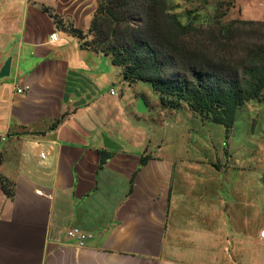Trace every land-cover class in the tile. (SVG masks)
Instances as JSON below:
<instances>
[{
    "label": "crops",
    "instance_id": "crops-1",
    "mask_svg": "<svg viewBox=\"0 0 264 264\" xmlns=\"http://www.w3.org/2000/svg\"><path fill=\"white\" fill-rule=\"evenodd\" d=\"M236 1L264 21L263 0ZM96 10L0 0V264H264V227L239 219L217 163L158 145L142 82L85 46Z\"/></svg>",
    "mask_w": 264,
    "mask_h": 264
},
{
    "label": "trees",
    "instance_id": "trees-1",
    "mask_svg": "<svg viewBox=\"0 0 264 264\" xmlns=\"http://www.w3.org/2000/svg\"><path fill=\"white\" fill-rule=\"evenodd\" d=\"M167 5L168 0H102L85 46L110 56L129 84H150L166 108L185 103L203 122L223 125L229 136L239 112L263 96V39L232 66L237 37L231 26L203 43ZM72 32L83 38L81 31ZM0 182L13 197L12 184L3 177Z\"/></svg>",
    "mask_w": 264,
    "mask_h": 264
},
{
    "label": "rangeland",
    "instance_id": "rangeland-1",
    "mask_svg": "<svg viewBox=\"0 0 264 264\" xmlns=\"http://www.w3.org/2000/svg\"><path fill=\"white\" fill-rule=\"evenodd\" d=\"M101 2L96 0L97 9ZM167 6L182 23L193 26L199 34H195L197 41L203 43H210L219 31L231 26L237 37L236 49L230 50L236 53L229 59L232 66L240 64L247 48L259 44L260 39L264 42V21L245 19L236 0H168ZM142 84L143 107L152 109L149 111L151 121L158 116L159 128L164 126V130L158 132V145L174 148L184 145L189 147L190 160L216 162V167L221 169L222 194L236 200L239 219L248 214L253 217L255 227H264V93L239 112L227 136L223 125L203 122L185 103L179 108L166 109L152 86Z\"/></svg>",
    "mask_w": 264,
    "mask_h": 264
},
{
    "label": "built area",
    "instance_id": "built-area-1",
    "mask_svg": "<svg viewBox=\"0 0 264 264\" xmlns=\"http://www.w3.org/2000/svg\"><path fill=\"white\" fill-rule=\"evenodd\" d=\"M260 6L261 7H264V0L260 3ZM52 40L54 42H56L58 40L57 34H53L52 35ZM28 90H29V88H26V89L18 88L17 89V92L19 94H24L25 91H28ZM111 94L112 95H117V93L114 90L111 91ZM68 236L70 238H73V239H78L79 240V243H80V246H84L86 240L90 237L89 235H87L86 233H84L83 231H81L79 229H74V230L70 231L68 233ZM260 236L262 238H264V230L261 231Z\"/></svg>",
    "mask_w": 264,
    "mask_h": 264
}]
</instances>
